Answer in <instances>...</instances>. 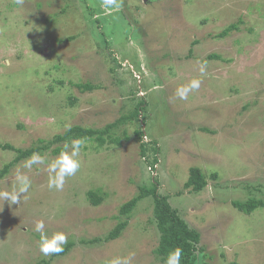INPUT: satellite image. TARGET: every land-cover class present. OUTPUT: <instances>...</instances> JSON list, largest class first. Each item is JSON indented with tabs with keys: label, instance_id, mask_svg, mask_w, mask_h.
<instances>
[{
	"label": "rangeland",
	"instance_id": "1",
	"mask_svg": "<svg viewBox=\"0 0 264 264\" xmlns=\"http://www.w3.org/2000/svg\"><path fill=\"white\" fill-rule=\"evenodd\" d=\"M86 7L100 24L88 22ZM231 24L238 29L216 37ZM193 79L199 89L180 99L177 88ZM86 82L94 88L74 86ZM138 97L146 103L143 122L119 125L118 145L86 141L81 168L62 190L48 188L46 164L64 142L40 153L45 165L28 170L24 158L0 176V191L18 186V170L32 181L19 204L0 201V264H109L115 257L165 264L153 253L150 196L117 238L86 242L123 220L120 206L152 176L200 233L198 264H264V207L245 214L231 204L264 198V0H123L119 10L101 0H0V144L25 149L68 124L103 127ZM137 128L159 148L155 171L142 164ZM15 156L0 148V170ZM191 167L208 182L198 193L183 187ZM89 190L103 197L100 204H90ZM38 221L49 236L66 233L65 254L41 253Z\"/></svg>",
	"mask_w": 264,
	"mask_h": 264
},
{
	"label": "trees",
	"instance_id": "2",
	"mask_svg": "<svg viewBox=\"0 0 264 264\" xmlns=\"http://www.w3.org/2000/svg\"><path fill=\"white\" fill-rule=\"evenodd\" d=\"M86 9H88L89 13V16H87L89 17L88 22L100 24L98 17H94V19L91 18L95 14L92 7L90 9L86 7ZM236 29H238L236 24L228 25L220 33H218L216 37L223 38L228 35L229 32ZM98 35L99 38H103L105 34L103 32L101 34L98 33ZM72 38L73 37H70V39ZM103 43L104 45H108L109 42L108 40L103 39ZM208 57L219 58V56L216 54H210ZM112 58L113 60H115L114 56ZM119 65H121V63L117 64V66ZM74 86L81 91L92 90L94 88V86L88 82L75 83ZM145 104L146 103L144 99L138 97L136 98V102L133 105V108L129 109L127 113L120 115L113 122L107 123L103 127L95 128L73 125L71 126L70 131L66 129L63 133L55 135L50 140L39 139L38 143L32 144L30 147H27L25 149L13 148V146H11L10 144H0V148L5 150H14L16 152V156L14 157L12 162L4 165V167L0 170V176H3L8 171L9 166H11L13 163L29 157L33 152L42 153L43 151L49 149V147L53 143H65L72 138H85L86 141H92L99 147L104 145L106 142L118 145L120 143V137L116 134L117 128L119 127V125H123L126 122L132 120L137 121L138 124H140L141 121L143 122L142 112L143 106ZM201 129L203 131H206L205 128ZM134 133L141 138L139 152L140 156L144 159L142 164H144V166H148L150 168V171H155V166L159 161L158 157L156 156V154L159 152L156 141H151L149 142V144L146 143L147 141H142V137L145 136V133L139 128L135 129ZM122 135L125 139H128L126 130L123 128ZM62 148L63 147L61 146L55 147L52 152L60 153ZM148 152H150V154H148ZM157 178L158 177L153 176L149 178V184L140 185L138 194L130 198L120 206L119 214L124 215V219L118 221V223L112 230H110L107 235H105L103 238L93 237L91 240H86V242L95 243V241L98 242L101 239H103L104 241H108L117 238L122 230L127 226L130 214L137 203L140 200L150 196L152 198V217L150 220L152 223H154V226L158 232V243L153 250L154 255L159 259L160 262L165 263L169 251L175 249L176 247H180L182 249L181 264H198V257L203 259L204 256L203 248L202 246H199L200 233L197 229L188 224V222L181 216L177 208L172 206V204L169 202V197L166 194H162L158 191V183L156 182ZM211 178L217 180V173L211 174ZM207 183V180L201 174L200 170L197 167H191L189 170V176L184 182L183 187L184 189H189L192 192L198 193L207 185ZM246 184L248 185V183H245V185ZM217 185L218 183L214 184L216 188L218 187ZM245 185L243 186V189L248 190L249 186ZM259 188L257 190H260ZM87 198L92 205L100 204L103 199L101 195L92 190H89L87 192ZM231 204L237 210L245 214H250L257 207H264V198L261 199L249 197L244 201L232 200ZM68 244L70 245V243ZM68 244L64 246V251L62 253H59V255L65 254L69 246ZM44 262L45 260L41 258L35 264H42Z\"/></svg>",
	"mask_w": 264,
	"mask_h": 264
},
{
	"label": "clouds",
	"instance_id": "3",
	"mask_svg": "<svg viewBox=\"0 0 264 264\" xmlns=\"http://www.w3.org/2000/svg\"><path fill=\"white\" fill-rule=\"evenodd\" d=\"M18 5H23L24 0H16ZM123 0H101L102 7L106 10H119L122 7ZM201 76L205 74V65L200 67ZM201 81L199 79H193L188 84L183 85L176 90V95L185 100L188 98V94L192 91L198 90ZM67 130H71V125H66ZM86 146V139L77 137L66 141L63 145L60 153L51 161L46 164V157L38 152H33L23 162L25 169L31 170L33 166L45 165L49 173L48 188L62 190L67 178L73 177L77 174L81 168L80 154L81 149ZM148 167V166H147ZM156 169V168H155ZM150 170V169H149ZM18 186L13 188L12 191L2 190L0 191V201H7L11 204H19L21 198L27 194L32 186L30 178L17 171ZM3 206V205H2ZM0 206V209H2ZM35 231L40 233L39 249L45 256L52 254H59L64 251V246L68 242L66 233L58 231L49 236L45 232V225L43 221H38L35 224ZM182 249L176 247L169 251L167 254L165 264H181ZM109 264H132V258L115 257L109 261Z\"/></svg>",
	"mask_w": 264,
	"mask_h": 264
},
{
	"label": "built area",
	"instance_id": "4",
	"mask_svg": "<svg viewBox=\"0 0 264 264\" xmlns=\"http://www.w3.org/2000/svg\"><path fill=\"white\" fill-rule=\"evenodd\" d=\"M156 167V166H155ZM149 168V167H148ZM150 169V168H149Z\"/></svg>",
	"mask_w": 264,
	"mask_h": 264
}]
</instances>
